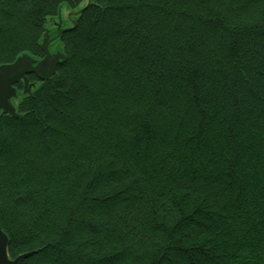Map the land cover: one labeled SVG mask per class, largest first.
I'll use <instances>...</instances> for the list:
<instances>
[{
  "label": "trees",
  "instance_id": "trees-1",
  "mask_svg": "<svg viewBox=\"0 0 264 264\" xmlns=\"http://www.w3.org/2000/svg\"><path fill=\"white\" fill-rule=\"evenodd\" d=\"M81 2L0 0V64L43 56L49 17ZM79 10L55 71L0 111L9 257L264 264V0Z\"/></svg>",
  "mask_w": 264,
  "mask_h": 264
},
{
  "label": "rangeland",
  "instance_id": "rangeland-1",
  "mask_svg": "<svg viewBox=\"0 0 264 264\" xmlns=\"http://www.w3.org/2000/svg\"><path fill=\"white\" fill-rule=\"evenodd\" d=\"M86 2L87 0H83V2L80 3V6ZM79 7L69 9L67 4L63 3L58 10V15L49 17L46 22L47 26L45 30L47 38L44 40V35L42 38V41H45V43L49 42L47 45V54L44 55V57H36L31 53L22 52L18 54L15 60L18 58L25 59L29 62L28 65L37 68L38 71H42V69L46 68L49 61L54 60L57 56H60L63 53V45L61 44V41L57 39L58 37H56V34L60 31V28H67L72 25L71 22L73 21L76 12L79 10ZM21 68V66L13 68L12 74H19ZM1 71L2 70L0 69V111L8 108H12L14 110L20 97L29 94L32 89L37 86L38 82L37 80L29 79L28 76L30 74L19 75V77L17 76L19 81L12 82L9 79L12 74L8 75L6 72ZM19 82L21 83L20 86H18Z\"/></svg>",
  "mask_w": 264,
  "mask_h": 264
},
{
  "label": "water",
  "instance_id": "water-1",
  "mask_svg": "<svg viewBox=\"0 0 264 264\" xmlns=\"http://www.w3.org/2000/svg\"><path fill=\"white\" fill-rule=\"evenodd\" d=\"M80 10H78L76 12V14L79 13ZM73 23V22H72ZM74 25V23H73ZM68 28H62L60 29V31L56 34V37H58L60 35V32L63 30H66ZM44 40L47 38L46 35V31L44 32ZM54 37V38H56ZM53 38V39H54ZM49 42L45 43V41L41 42L42 49L44 51V55L47 54V45ZM43 55V57H44ZM63 53L60 56H57V58H55L54 60L49 61V64L46 68L42 69V71H38L37 68L28 65L29 62H27L25 59H20L18 58L17 60H14L13 62H8L5 65H0V69L2 70L1 72H6L8 75H11L13 73V68H16L18 66H21V71L19 74H12V76L9 78L10 81L12 82H17L19 81V79H17V76L19 77V75H24V74H30L33 73L38 79H45L47 77H49L54 71H55V65L56 63H58L59 60H61V58H63ZM3 111L7 112V113H11V114H16L15 109L13 110L12 108H8V109H3ZM7 236L6 234H4L3 231H1L0 229V264H17V261L20 258H23L25 256H27V254H19L17 255L15 258H10L9 254L7 252Z\"/></svg>",
  "mask_w": 264,
  "mask_h": 264
}]
</instances>
